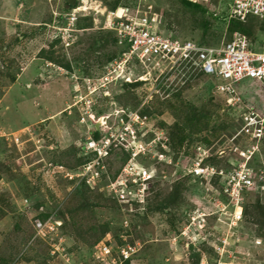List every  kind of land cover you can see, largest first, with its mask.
Masks as SVG:
<instances>
[{
	"label": "rangeland",
	"instance_id": "rangeland-1",
	"mask_svg": "<svg viewBox=\"0 0 264 264\" xmlns=\"http://www.w3.org/2000/svg\"><path fill=\"white\" fill-rule=\"evenodd\" d=\"M118 1L117 8L153 6L167 30L183 38L210 45L230 38L231 26L222 14L232 0H197L207 13L188 9L178 0H77L78 6L69 11L64 10L66 0H0V264H107L100 251L110 243L114 248L133 246L130 264H217L223 239V260L264 264V197L245 195L247 213L233 226L231 211H222L219 203L229 199L221 196L223 180L216 177L206 183L182 176V166L171 165L166 152L163 160L154 158V151L143 161L153 169L145 209L119 202L109 186L127 162L123 150L110 155L96 184L66 178L86 161L81 151L92 123L79 121L88 108L83 102L75 106L84 91L75 92L74 85L82 90L86 78L101 76L109 57L119 54L115 33L103 27L106 13ZM74 9L82 16L71 33L73 43L67 45L64 28ZM218 9V16L210 18ZM204 20L210 23L205 32ZM263 23L246 22L258 41L264 40L259 31ZM136 71L139 75L145 69ZM122 84L95 93L89 104L95 118L141 107L148 89ZM216 84L196 73L174 74L143 106L147 119L142 129L149 137L170 140L169 132L177 127L190 135L181 150L169 147L168 154H177L172 156L174 163L186 154L190 158L198 145L208 146L202 141L208 137L214 149L211 163L223 172L231 169L238 157L236 143L229 138L241 123L239 106L248 104L264 114L259 81L246 79L235 85L242 102L235 106L227 104L228 97L217 92ZM260 157L264 142L255 159ZM135 162L129 164L133 172L140 168ZM257 198L259 207L254 205ZM45 218L55 231L43 237L37 234V223ZM257 236L262 244L252 242Z\"/></svg>",
	"mask_w": 264,
	"mask_h": 264
},
{
	"label": "built area",
	"instance_id": "built-area-1",
	"mask_svg": "<svg viewBox=\"0 0 264 264\" xmlns=\"http://www.w3.org/2000/svg\"><path fill=\"white\" fill-rule=\"evenodd\" d=\"M209 1L211 0H205V2ZM77 11L74 9L70 13L69 26L64 28V34L68 32V38L64 40L67 45L71 44L73 37L71 33L77 30L75 24L82 16ZM219 11L220 9L214 11L213 15L217 17ZM106 14L103 27L115 32L121 50L118 56L105 67L101 76L93 79L86 78V81H83L84 90H81L78 84L74 85L75 92L84 91L75 106H78L76 105L78 102H83L82 105L88 108L85 110L87 114L81 113L79 121L81 124L89 123L87 122L89 119L92 121L88 125L89 134L92 137L89 136L82 146L81 154L83 153L86 157V161L72 172H67L66 178L71 180L77 177L83 183L96 184L102 178L110 155L119 149L123 150V153L127 155V162L109 186L119 202L135 203L139 208L145 209L153 169L146 166L143 161H146L154 151H156L154 158L163 160L164 152H166L171 165L173 164L177 169L180 165L182 166L184 171L182 176L202 178L206 183L216 177L223 180V187L220 186V189L224 188V190L220 193H222L221 196L227 195L229 199L226 202H219L221 210L229 211V213L231 211L230 224L233 226L241 224L245 195L252 193L264 197V157H260V160L255 159L263 148L264 114L258 112L253 106H245L242 109L239 106L241 123L229 138V142L236 143L233 150L238 158L231 169L223 172V168H218L210 161L211 156L214 155L213 145H198L188 159L186 155H183L182 160H186V165L182 160V163L178 160L174 163L172 156L176 153L172 152V156L168 154L171 147L168 144L169 140H163L161 136L149 137V132L142 129L147 119V114L142 113V109L145 104L153 100L154 93L166 85L168 79L174 74L184 76L189 73L197 75L201 73L213 79L217 82V92L228 96L227 103L233 106L239 105L241 101L235 94V85L246 79H255L264 88V40L258 41L239 30L234 31L231 37L220 45L203 44L192 39H185L169 32L163 17L155 12L151 5H147L144 9L139 5L133 8L121 6L108 10ZM222 16L227 21L246 22L250 17H254L264 22V0H232ZM140 66L145 69V72L138 75L136 70ZM134 71L137 72L135 76ZM117 82L138 83L141 84L139 87H142V90L147 88L149 92L146 91L144 98L141 97L139 108H122L115 114L105 113L95 118L94 106L89 105L93 101V96L98 90L102 89L105 92L104 88ZM241 144L243 147L237 148ZM220 155H222L221 152ZM208 158L209 160L206 161ZM139 159L142 162H139ZM134 162L140 168L133 172L129 164ZM50 222V218L38 221L39 236L45 237L55 231V226L50 227ZM54 223L59 224L57 221ZM260 243V240H256V244ZM218 244L217 264H234L229 260H223L224 239L222 243L219 240ZM101 248L100 253L103 251L106 254L102 256L110 258L107 261V258L101 256V260L107 264H124L132 258L135 250L132 245L122 244L114 248L111 243Z\"/></svg>",
	"mask_w": 264,
	"mask_h": 264
},
{
	"label": "trees",
	"instance_id": "trees-1",
	"mask_svg": "<svg viewBox=\"0 0 264 264\" xmlns=\"http://www.w3.org/2000/svg\"><path fill=\"white\" fill-rule=\"evenodd\" d=\"M180 3H182V5L184 6V7H186V8H188V9H193L194 11H198V12H201V13H207V9H206V7H204L203 6V4L202 3H200L201 1H196V2H193V1H190V0H178ZM66 6H67V8H64V10L65 11H69V10H71V9H73V8H75V7H77L78 6V2H77V0H66ZM119 6V1L116 3V5L113 7V9H116L117 7ZM127 6V5H126ZM211 14V13H210ZM210 16V18L211 17H214L213 16V14H211V15H209ZM253 19H255V20H257L256 18H254V17H250L248 20H253ZM247 20V21H248ZM246 21V22H247ZM79 22V20L77 21V23ZM246 22H241V21H237V20H231L230 22H229V24H230V26H231V28H230V37H231V35L233 34V32L234 31H237V30H239V31H241V32H244V33H246V34H248L249 36H251V37H254V38H257V36H256V32L254 31V29H252L251 27H249L247 24H246ZM264 24V23H263ZM209 25H210V23H209V20L207 21V20H204L203 22H202V26H203V28H204V32L207 30V28L209 27ZM259 31H261V32H263L264 33V25H262V29H259ZM111 33L113 32V31H110ZM113 33H115V32H113ZM115 35V34H114ZM116 36V35H115ZM114 36V39H113V42L115 43V45H116V43H117V37H115ZM183 38V37H182ZM185 38V37H184ZM185 39H187V38H185ZM189 39V38H188ZM58 40V39H57ZM56 40V41H57ZM193 40V39H192ZM119 53H120V51H119ZM118 56V53H114L111 57H109V59L108 60H113V59H115L116 57ZM66 67L67 68H69V69H71V67H70V65H66ZM198 75H202L201 73H199ZM118 84H119V82H118ZM122 85H128L129 86V84H122ZM134 85H138V83H136V84H134ZM193 118H194V116H193ZM192 119V118H191ZM191 119H189V120H191ZM193 120V119H192ZM233 125V124H232ZM226 127H228V126H226ZM232 127V126H231ZM169 134H170V140L168 141V144L172 147V148H178L179 150H181L180 149V147H183V145H185L186 144V141H187V139H188V137L190 136L188 133H186V130H185V128H181V127H177V130L176 131H170L169 132ZM202 141H203V143H205V144H207V145H210V139H208V137H204L203 139H202ZM186 152H188V150H185L184 151V153L186 154ZM187 155V154H186ZM126 157V159H127V155H125ZM188 156V155H187ZM195 179H198V180H203L202 178H195ZM260 199L259 198H257V202H255L254 203V205L255 206H261V204H260V201H259ZM246 208H247V206H246ZM247 210L248 209H246V211H245V213H247ZM108 231H105L104 233L106 234ZM131 263V261L130 260H128V261H126L124 264H130Z\"/></svg>",
	"mask_w": 264,
	"mask_h": 264
},
{
	"label": "clouds",
	"instance_id": "clouds-1",
	"mask_svg": "<svg viewBox=\"0 0 264 264\" xmlns=\"http://www.w3.org/2000/svg\"><path fill=\"white\" fill-rule=\"evenodd\" d=\"M227 21V20H226ZM231 21V20H230ZM230 21H228V22H230ZM61 39H62V37H61ZM120 81H123V80H120ZM242 82V81H241ZM120 83V82H119ZM124 84H127L128 82H123ZM115 84H118V82L117 83H115ZM129 84H132V83H129ZM239 84V83H238ZM112 85V84H111ZM236 86H235V94L238 96V97H240L241 98V96L240 95H238L237 94V92H236ZM219 94H221V93H219ZM221 95H225V94H221ZM227 96V95H226ZM228 97V96H227ZM245 100V99H244ZM226 102H227V98H226ZM228 104V103H227ZM241 104H242V102H241ZM229 105V104H228ZM245 106H249L248 104L247 105H245ZM237 127V126H236ZM236 129V128H235ZM208 146H210V145H208ZM236 155H237V153H236ZM214 157V156H213ZM255 196H259V194H254ZM245 211V210H244ZM243 220H244V213H243ZM243 220H242V222H243ZM241 222V223H242ZM256 240H260V244H262L263 243V240H262V238H260L259 236H257L256 238H255V240L254 241H252L254 244H256ZM256 245H259V244H256ZM130 261H131V259H130Z\"/></svg>",
	"mask_w": 264,
	"mask_h": 264
},
{
	"label": "bare ground",
	"instance_id": "bare-ground-1",
	"mask_svg": "<svg viewBox=\"0 0 264 264\" xmlns=\"http://www.w3.org/2000/svg\"><path fill=\"white\" fill-rule=\"evenodd\" d=\"M88 1V0H87Z\"/></svg>",
	"mask_w": 264,
	"mask_h": 264
},
{
	"label": "crops",
	"instance_id": "crops-1",
	"mask_svg": "<svg viewBox=\"0 0 264 264\" xmlns=\"http://www.w3.org/2000/svg\"><path fill=\"white\" fill-rule=\"evenodd\" d=\"M246 101V100H245Z\"/></svg>",
	"mask_w": 264,
	"mask_h": 264
}]
</instances>
